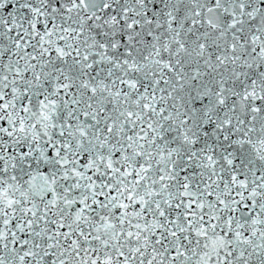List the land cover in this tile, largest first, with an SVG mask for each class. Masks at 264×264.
Wrapping results in <instances>:
<instances>
[{
    "label": "snow or ice",
    "instance_id": "obj_1",
    "mask_svg": "<svg viewBox=\"0 0 264 264\" xmlns=\"http://www.w3.org/2000/svg\"><path fill=\"white\" fill-rule=\"evenodd\" d=\"M0 264H264V0H0Z\"/></svg>",
    "mask_w": 264,
    "mask_h": 264
}]
</instances>
